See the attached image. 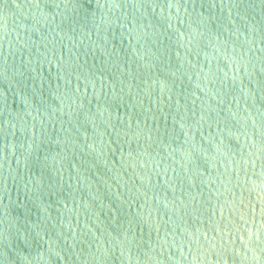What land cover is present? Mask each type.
I'll use <instances>...</instances> for the list:
<instances>
[{
    "label": "water",
    "instance_id": "1",
    "mask_svg": "<svg viewBox=\"0 0 264 264\" xmlns=\"http://www.w3.org/2000/svg\"><path fill=\"white\" fill-rule=\"evenodd\" d=\"M0 264H264V0H0Z\"/></svg>",
    "mask_w": 264,
    "mask_h": 264
}]
</instances>
